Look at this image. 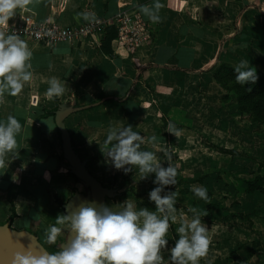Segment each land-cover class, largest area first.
Segmentation results:
<instances>
[{"label": "crops", "instance_id": "0c3cea01", "mask_svg": "<svg viewBox=\"0 0 264 264\" xmlns=\"http://www.w3.org/2000/svg\"><path fill=\"white\" fill-rule=\"evenodd\" d=\"M157 2L161 4L159 10L155 8ZM104 3L105 0H29L9 20V27L25 20L71 27L99 18L111 20L119 11L143 6L158 11L160 16L159 22H152L141 12L153 28L151 44L129 53L111 42L112 57L99 50L103 26L72 42L46 45L22 39L32 52L28 61L31 67L25 69L32 73V79L24 82L19 94L5 92L0 96V121L6 122L13 115L22 128L16 136L17 149L5 154L7 167L0 170V225L8 223L13 211L15 218L10 228L35 233L43 225L50 227L42 219L46 208L54 216L64 215L55 198L65 203L69 199L66 190L56 180L45 178L55 168L56 151H62L58 134L61 123L74 154L87 161L91 175L104 186L118 172L107 155L117 143L115 139L105 143L110 130L118 135L131 128L143 141L139 150L153 152L164 166L165 138L154 137L152 123L160 118L168 122L201 117L202 107L218 91L212 72L219 64L235 68L245 60L264 75V0H108L105 11ZM52 77L65 89L60 97L45 95ZM56 105L55 118L44 114ZM205 109L210 110L207 106ZM96 155L98 158L90 162ZM109 168L114 172H108ZM141 208L156 211V207ZM182 213L187 221L192 219ZM178 228L172 225L173 236L165 235L167 244L160 250L164 264H175L171 249L179 239ZM209 245H216L212 237ZM199 264H203L200 259ZM204 264H217V258Z\"/></svg>", "mask_w": 264, "mask_h": 264}, {"label": "rangeland", "instance_id": "374dc122", "mask_svg": "<svg viewBox=\"0 0 264 264\" xmlns=\"http://www.w3.org/2000/svg\"><path fill=\"white\" fill-rule=\"evenodd\" d=\"M107 1L105 0V5ZM133 9L138 13L142 12L140 7ZM101 20L103 21L99 18L98 21ZM88 23L91 22L85 21L78 25ZM82 39L83 37L80 40ZM256 73L258 76V72ZM211 95L212 97L202 107L201 117L193 116V120L168 122L160 118L161 122L152 123L155 138L157 135H166L169 138L164 166L163 160L159 165L164 168L173 167L176 170L173 177L175 183L162 186L161 192V196L175 193V212L169 214L166 210L161 215L176 216L174 222L169 219L167 233L172 236L174 233L172 225L180 227L181 223L188 219L181 217L183 211L191 218L197 215L200 217L207 229L209 241L212 237L213 243H216L208 245L207 254L200 258L203 264L216 258L217 264H264V195L244 194V181L257 174L264 177V168L259 169L260 165L264 166V125L251 121L249 117H243L239 113L230 86L227 91H222L218 87V91ZM205 106L210 110L205 109ZM176 131H179V135H176ZM150 132L151 128L148 127L147 133ZM59 137L62 141V137ZM221 151L229 154H222ZM56 152L58 156L55 157V168L53 165V169L48 171L50 179L46 176V180H56L57 185L62 186L69 197L78 188L79 192H85L84 187L81 185L78 187L79 184L69 175L62 151L59 149ZM50 156L53 157L52 154ZM125 167L130 170L125 172L123 168L120 170L115 168V173L118 170L117 174L105 182L106 188L111 187L117 191V196L106 200L105 205L108 209H118L131 202L137 211L142 209L141 201H152L150 192L161 185L156 182L154 172L143 175L134 165ZM88 172L90 173L89 170ZM108 172L114 171L109 168ZM147 181H153V184L148 185ZM200 186L207 189L208 199L204 202L193 191V187ZM39 204L40 202L37 206ZM206 204L212 206V211H206ZM193 209L195 211H192ZM43 213L45 225L60 227L61 233L54 243L47 239L50 227L43 225L40 232L38 230L30 234L38 239L49 254L62 251L72 229L68 223L57 225L53 220H56L59 214L54 216L51 209L46 208ZM211 224L210 228L208 225ZM41 225L38 222L40 228ZM178 235L180 236L179 232ZM232 253H235L238 260L231 258Z\"/></svg>", "mask_w": 264, "mask_h": 264}, {"label": "clouds", "instance_id": "9594fccd", "mask_svg": "<svg viewBox=\"0 0 264 264\" xmlns=\"http://www.w3.org/2000/svg\"><path fill=\"white\" fill-rule=\"evenodd\" d=\"M28 3L29 0H0V96L5 92L19 94L24 82L32 79V73L25 70L31 67L28 61L32 56L27 43L16 35H5L15 11L25 8ZM160 7L157 2L155 8L159 10ZM141 11L149 16L150 21L159 22L158 11L152 12L147 6H143ZM234 70L237 83H254L257 79L255 67L249 66L245 60H241ZM49 85L45 92L48 98L64 94L65 89L56 77L49 80ZM21 131V124L13 115H9L6 122L0 121V170L7 167L5 154L17 149L16 136ZM114 139L117 143L107 155L116 169L123 168L128 172L130 169L125 166L134 165L141 173H155L156 182L161 187H156L149 196L155 202L156 211L143 208L136 211L133 203L128 202L122 211L83 207L71 216L60 215L56 224L65 225L70 221L75 234L67 247L40 257L21 249L15 253L13 264H164L160 250L167 244L165 235L169 219L174 222L176 216L157 213L175 212V193L161 196V192L162 186L175 183L176 170L161 167L153 152L140 151L143 141L131 128L123 129L118 135L110 130L105 143ZM193 191L200 199H208L204 186L193 187ZM178 232L180 236L171 249V260L175 264H199L210 243L200 217L197 215L190 221H183ZM60 233L61 228L53 225L48 229V241L54 243Z\"/></svg>", "mask_w": 264, "mask_h": 264}, {"label": "water", "instance_id": "95a60500", "mask_svg": "<svg viewBox=\"0 0 264 264\" xmlns=\"http://www.w3.org/2000/svg\"><path fill=\"white\" fill-rule=\"evenodd\" d=\"M59 131L62 137V155L67 163L66 168L79 181V185L87 189L85 194L77 190L73 192L71 197L61 206L63 214L71 216L73 212H78L83 207H91L97 210L104 208L106 200L115 198L117 191L101 185L88 172L87 161H79L74 154L68 133L61 128ZM68 224L71 227L70 221ZM74 235L71 231L63 249L67 247ZM21 249L30 251L36 257L49 254L38 239L29 232L13 230L9 223L0 225V264H13L15 253Z\"/></svg>", "mask_w": 264, "mask_h": 264}, {"label": "trees", "instance_id": "16d2710c", "mask_svg": "<svg viewBox=\"0 0 264 264\" xmlns=\"http://www.w3.org/2000/svg\"><path fill=\"white\" fill-rule=\"evenodd\" d=\"M103 10H106V5L103 4ZM107 21V20H103ZM116 38V30L114 25L106 23L104 28V37L100 43L99 50L102 52L103 55L107 57H112L113 51L111 49V42ZM153 39V37H152ZM152 42V40H151ZM151 44V43H150ZM235 68L228 65V64H219L215 70L212 72V79L213 82L222 90L228 89L230 86L231 93L234 94L237 102V108L239 113L243 117H249L251 121H256L257 123L264 125V75L258 72L257 79L254 83H246V84H239L236 82V72ZM230 85L227 86V84ZM58 110V105L49 111L45 112L46 116H50L55 118L56 112ZM60 135V133L58 132ZM165 138V149H169V138L168 136L164 135ZM215 149V148H213ZM222 154H229L225 151H221ZM169 152V156H170ZM99 155H96L89 159L90 162L96 160ZM264 168V166L260 165L259 169ZM69 175L74 179L76 183L79 181L72 176L70 173ZM244 194L246 195H253L258 193L260 195H264V177L260 174L253 176L252 178L244 181ZM199 198V197H198ZM200 199V198H199ZM201 201H205L200 199ZM55 203L59 207L60 210L62 206V202L55 198ZM141 205L143 207H155L156 205L152 201H141ZM206 211H212V206L205 205ZM219 210H222L220 207H216ZM15 218V214L12 211L9 218L7 219L8 223H11L12 220ZM231 258L238 260V257L235 253L231 254ZM239 264V263H238Z\"/></svg>", "mask_w": 264, "mask_h": 264}, {"label": "built area", "instance_id": "2783aa9c", "mask_svg": "<svg viewBox=\"0 0 264 264\" xmlns=\"http://www.w3.org/2000/svg\"><path fill=\"white\" fill-rule=\"evenodd\" d=\"M86 25L60 27L54 23H32L28 20L14 27H9L5 35H16L20 39H28L35 43L51 45L55 43L72 42L80 40L94 33L106 23L114 25L116 38L112 41L117 47L133 53L142 45H149L153 37V28L143 18L141 12L135 9L119 11L111 20L90 21Z\"/></svg>", "mask_w": 264, "mask_h": 264}, {"label": "flooded vegetation", "instance_id": "af4514ba", "mask_svg": "<svg viewBox=\"0 0 264 264\" xmlns=\"http://www.w3.org/2000/svg\"><path fill=\"white\" fill-rule=\"evenodd\" d=\"M84 191H85V192H80V193H83V194H85V193H86V191H87V189H86V188H84ZM78 192H79V191H78Z\"/></svg>", "mask_w": 264, "mask_h": 264}]
</instances>
